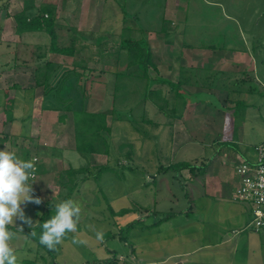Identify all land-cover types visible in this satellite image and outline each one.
Returning a JSON list of instances; mask_svg holds the SVG:
<instances>
[{"label":"rangeland","instance_id":"374dc122","mask_svg":"<svg viewBox=\"0 0 264 264\" xmlns=\"http://www.w3.org/2000/svg\"><path fill=\"white\" fill-rule=\"evenodd\" d=\"M36 1L39 4L56 5L59 14L58 26L61 30L60 44H69V40L76 35L74 42L77 53L71 57L52 53L49 51L51 37L46 33L30 36L26 38L28 45L12 46L13 50H11L8 45L14 40L22 42V38L16 32V26L13 30L11 24L7 23V27L0 29V42L5 40L10 42L8 45L0 43V70L7 72L0 81L2 84H0L2 102L0 114L6 107L3 92L8 87L17 83L23 84V87L30 88L34 85L39 88L36 83V68L34 71L18 66L14 71H10L15 68L12 66L15 63L14 56H18V53L21 61L32 64L38 62L44 65L47 60L57 63L69 60L73 63L76 61L79 65L86 64L88 69L93 70L90 78H96L98 81L96 88L90 90L94 99L98 100L94 104V111H98L104 101L111 102V97L114 95L113 87L117 81L111 72L116 69L115 53L120 50L123 39L140 38L144 34L143 28L146 29L145 34L155 62L163 59L167 63L172 48L165 52L163 49L165 41L175 42L174 40L182 39L189 43L203 44L206 42L205 39H209V34H211L210 41L221 40L217 35L222 30L224 20L222 15H219L222 12L218 11L219 2L229 10L227 12H235V15L241 16L245 13L249 14L256 7L262 9L264 6V0H180L177 3L173 0ZM179 4L181 7L178 6ZM19 7H15V10ZM14 32L18 36H15ZM100 36L103 38L98 43ZM157 45L161 46L158 48ZM124 51L123 61L117 67L120 71L129 68ZM41 53H43L42 57ZM130 69L136 70L137 66ZM162 71H165L163 65ZM21 72L24 75L31 73V77L23 76L20 83L18 77L23 75ZM148 72L152 77L159 75L154 66H150ZM123 82L126 83L124 78ZM128 84L136 91L134 98L124 102L120 99L121 102L114 103L124 116L133 109L130 114L132 118L137 119L139 130H136L135 125L126 119L114 122L109 157L94 156V159L92 157L91 162L87 163L84 158L80 159L70 154L72 151L69 152V149L75 144L72 120L68 118L67 123L57 120L56 117L60 114L58 112L53 115V121L56 119V123L51 122L49 126L46 125L43 118L45 114L40 111L41 102L34 105L33 109V105L22 103L21 94H18L15 100L16 113L19 118L26 115L25 124L29 125V135L18 134L20 128L23 127V131L26 129L23 123L18 122L22 126L16 125L17 121L14 122L15 128H18L17 132L0 133V138L4 140L0 143V150H4L7 146L8 150L15 152L20 159L31 160L34 163V180H30L29 183H33L32 195L39 197L42 203L36 205L28 202L21 205L25 216L30 217L33 223L40 222L41 216L48 209L44 220L50 219L56 213V204L66 200L64 194L60 193V185L56 183L59 171L66 170L70 166L86 168L100 163L110 164V169L94 168V178L79 185L72 198L82 209L78 230L76 233L67 234L63 242L56 246L53 251L55 256L53 264H114L113 262L116 264H183V262L226 264L230 261L232 264H246V261L248 264H264V228L255 231L251 225L253 212L251 218L248 212L243 216L242 222L227 227L225 222H218V218H224V215L233 212L238 205H222L216 200L205 197L202 183L199 182L201 178L188 175L190 167L196 168L193 162L188 160L191 164L188 171L186 170L188 167L168 168L161 171L162 165L169 166L183 162L185 158H192L201 151L210 152L208 145L204 148V145L197 143L202 136L199 133L200 123L194 122V125L188 127L190 137L192 135L194 138H189L191 144L184 145L182 136L172 142L171 127L162 128L160 126L162 122L155 124L159 116L151 105L152 99L143 101L140 98L141 92L138 90L144 89L145 80L141 81L136 77L128 79ZM169 90L170 87L166 85L163 94L170 100L172 94ZM37 93L41 95L42 88ZM156 99L157 97L153 100ZM161 103L166 109L170 108L169 101L166 104ZM146 107L149 110L145 115L153 124L144 123L142 120L141 116ZM169 113H165L168 119H170ZM167 118L165 121L168 120ZM109 122L112 124L111 116ZM185 130H187L186 125L183 127V131ZM57 132L60 135L53 142L52 133ZM128 151L131 155L127 157ZM174 152L177 155L172 160ZM246 206L252 211L251 205L242 204L243 209ZM124 208H128L129 211L118 214ZM233 221L234 219H229L230 223ZM15 225H12L13 228L7 227L16 234L9 244L17 259L44 260L43 257L49 261L52 259V254L47 249L39 247L30 237L31 227L19 219H16ZM235 227L242 230L234 233ZM101 229L104 233L103 242L96 239V231ZM231 233L233 236H230ZM222 238L225 240L223 245L206 246ZM74 239L83 243H73ZM234 251L240 252L235 256Z\"/></svg>","mask_w":264,"mask_h":264},{"label":"crops","instance_id":"0c3cea01","mask_svg":"<svg viewBox=\"0 0 264 264\" xmlns=\"http://www.w3.org/2000/svg\"><path fill=\"white\" fill-rule=\"evenodd\" d=\"M23 1L24 0H11L13 5L17 7H19L20 3L22 4ZM32 1L36 4L35 10L43 4H39L36 0ZM173 1H176L177 3L180 0ZM180 5L181 4L178 6L181 7ZM20 9L21 6L14 10V13ZM10 10L12 11V9ZM227 10L228 9L219 2L218 11H222L219 15H222L224 20L223 27L221 28L222 30L219 31L217 35L221 40L210 41L211 34H209V39H205L206 42L203 44L189 43L182 39L174 40L175 42L165 41V43H163V49H165V52L170 51L168 49L172 48V54L167 58V63L169 62V64L163 59L162 61L158 60L156 62L154 60L156 63L155 70L159 75L150 77L155 81L152 84V86L154 85V88L151 87V89L156 93H159L160 91L163 96H166L163 94V88L166 87L167 84H163L158 79L171 80L173 83H179V81H182L181 89L182 93L188 97L186 100L176 96V89L170 88L169 90L170 94H172L170 97L171 99L169 100L170 112L177 110L176 113H179L175 116H170V119H168L165 116L168 108L161 109L153 103L151 105L154 106L156 109L155 112L157 116H159V119H156V123L162 122V125H160L162 128L170 126L172 136L171 141L175 142V138L178 139L179 136H182V143H185L184 145L186 146L191 144L189 138L194 139L192 135L190 137L188 127L192 126V124L194 125V122L200 123L199 133L202 136L197 143H200L202 146L204 145V148L208 145L210 152L207 153L201 151L200 154L193 156L192 158H185L186 160L183 162L190 164L189 161H191L195 164L196 168L193 169L190 167L191 170H189L188 175H190V177L195 175L197 178H201L199 182L202 183L205 197L213 201L216 200L220 204L222 203V205H238L233 212H230L231 215L230 213L224 215L227 217L226 219L225 217L218 218V222H225L228 227L242 222L243 216L248 214V212L250 213L251 218V209L247 206V209H243L242 204L244 203H241L234 197L236 188L239 184L236 167L242 160H248L250 162L256 161V147L264 142V6L262 9L261 7H256L251 10L249 14L245 13L243 16L238 14L235 15V12H232L233 14L229 13ZM165 14L167 15L168 12L166 11ZM187 18L188 15L186 16V19ZM7 23L11 24V29L15 30L16 22L14 17H7L6 10L1 9L0 29H2V27H7ZM144 30L147 33V30ZM40 33L46 32L35 31L19 34L23 43L18 42V40H14L12 43L5 42V40L0 43H4L5 45L10 43L8 47H11V50H13V47H18L21 44L25 47V45H28V40H26V38ZM14 35L18 36L16 32H14ZM178 35L180 34L178 33ZM145 36L147 37V34H145ZM152 36L154 35H151V37ZM160 46L161 45H157L158 48ZM17 51L18 50H16V53H18ZM18 56H14L15 63L12 67L15 68H12L10 71H14L18 66L35 71V64L38 62L33 64L30 62H23L21 61L20 53H18ZM116 58L114 59L116 69L111 73L114 75L116 81L118 79L116 77L117 73H123L124 79L126 80V86L131 89L132 87L128 84V79L136 78L132 74V70L134 69H130L131 67H129L128 69H123V71L118 70V60ZM63 62L76 64V61L74 63L69 60ZM82 62H84V60ZM162 65L165 67L164 72L162 71ZM17 72L20 74L19 70ZM5 73L7 72H1L0 70V81L3 80ZM21 74L23 73L21 72ZM25 75L28 76L27 78L31 77V73H25ZM25 75H19L18 78L20 83ZM22 85L23 84L19 85L15 83L7 89H10L11 95H13V93H15L16 96L21 94V96H23L22 103L33 105V109L39 104V102H41L40 111L45 114L43 115V118L46 125L49 126V123L51 124V122H55L59 119L58 115L56 117L57 120L54 119L53 121V115L59 111L42 109L44 98L43 86H39L38 88L33 85V87L29 88L23 87ZM11 88H15V91ZM41 88L42 94L39 95L37 92ZM145 89L146 85L142 90ZM6 90L3 92L5 102ZM197 98L200 100H197ZM96 101L98 100L94 99V96L90 97L88 102L90 111H94V104ZM1 104L2 102L0 98V105ZM101 108L102 106L100 109ZM16 110L17 104H15L13 112L15 120L4 125L0 130V133L11 134L17 132L16 129L18 128H15L14 124V122L17 121L16 125L22 126L20 124L23 123L24 128L26 129L23 131V127L20 128L18 134L28 136L29 125L25 124L27 122L25 120L26 115L19 118ZM148 110L149 108L146 107L144 112H148ZM166 118L168 120L165 121ZM18 122L20 124H18ZM184 125L187 127V130L185 131H183ZM71 126L74 131L73 123ZM59 135V132L52 133V141L54 142ZM3 141L4 140L0 138V143H3ZM59 148L61 149L62 147ZM201 148L202 147H200V149ZM71 151L72 153L70 154H74L80 159L84 158L87 163L91 162L92 157L94 159V156L99 157L100 155H103L92 154L89 158H86L76 150L75 144L72 149H69V152ZM176 155L177 153L174 152V158L171 159L174 160ZM92 167H94V165H92ZM188 169L189 166L186 170L188 171ZM43 171L45 170L43 169ZM230 218L234 219L232 223L229 222ZM239 230L242 229L236 227L233 228L234 233H237ZM230 236H233V233H231ZM224 243L225 240L222 238V240H217L214 244H208L206 246H221ZM234 252L236 256L240 251ZM248 252L250 253L252 251ZM245 263L248 264L247 261ZM183 264H185V262H183ZM226 264H232V261Z\"/></svg>","mask_w":264,"mask_h":264},{"label":"trees","instance_id":"16d2710c","mask_svg":"<svg viewBox=\"0 0 264 264\" xmlns=\"http://www.w3.org/2000/svg\"><path fill=\"white\" fill-rule=\"evenodd\" d=\"M0 6L6 10L7 17H14L16 22V32L18 34H23L25 32H46L51 37V43L49 46V51L56 53L57 55L74 56L76 52V46L74 39L72 37L68 44H60V33L61 30L58 26L57 19V9L55 4L43 3L37 10L36 4L32 0H24L21 9L14 13L15 5L10 0H0ZM12 9V11L10 10ZM35 10V11H34ZM70 28V27H68ZM144 30V29H143ZM60 31V32H59ZM167 31V30H165ZM78 33V32H77ZM143 36L140 38L129 37L122 40L120 44V50L115 53V58L118 60V65L123 61V50L127 55V67L137 66L138 69L132 72L134 77L137 79L145 80L146 89L138 90L141 92V97L143 101L152 99L153 103L159 106L161 109H166L165 104L169 101L166 96L162 93L155 92L151 89L152 84L155 82L149 75V67L156 66L154 62L153 52L145 36L146 31H143ZM103 37H98V43ZM99 53V51H96ZM41 53V57H42ZM93 70L87 68V65H79L70 63H57L52 60H47L44 65L36 64L37 78L36 83L38 86L44 87V98L42 103V108L45 110H56L59 111V120L61 122H66L70 118L74 126L75 135V146L76 150L81 153L84 157L89 158L92 154H103L109 157L111 155V134L113 132V123L121 120H128L133 125H135L136 130H139L137 126V119L132 118L131 110L127 112L128 115L124 116L118 111L117 105L114 102L130 101L134 98L136 91L134 88L129 89L123 82L124 74L119 72L116 77L117 83L113 88L114 95L111 97V102H107L98 111H90L88 109V102L92 96L90 90H94L98 84L96 78L91 79L90 73ZM89 72V73H88ZM95 72V70H94ZM140 74H136V73ZM163 84H167L170 88L176 89V96L186 100L188 97L182 93L181 85L182 81L179 83H173L171 80L158 79ZM14 89L15 88H11ZM138 89V87H136ZM101 96V95H97ZM16 94H10V89L6 90V107L5 110L0 114V130L8 122H13L14 108ZM155 97H157L156 100ZM197 100H200L197 98ZM120 101V102H121ZM166 112H170L168 109ZM177 110L169 113L170 116H175ZM112 118V124L109 122V118ZM142 120L144 123H152L151 119L142 113ZM155 124L156 123L155 121ZM131 153L128 151L126 156H130ZM36 164V163H35ZM190 167V164L184 162H177L170 164L169 166H161L162 170H168V168H186ZM94 168L97 170L110 169L109 163H104L100 165H94V167H82L73 168L69 167L66 170L59 171L56 176V183L60 185V193L64 198L72 199L79 187L83 182L88 181L92 177L94 178ZM81 173L83 175L81 176ZM52 208V207H51ZM49 209L46 210L40 219V224L45 220L44 216L48 213ZM128 208H124L118 212V214H124L128 212ZM164 220V219H163ZM8 227L13 228L12 225ZM38 231H37V229ZM36 228L29 229V235L37 242L38 246L45 248L52 254V259L49 261L47 258L43 257L44 260L39 258H25L22 260L17 259V264H53L54 263V250H49L46 246L40 244L39 237L42 234V229L37 225ZM31 232H35L36 235H31ZM116 264V262H113Z\"/></svg>","mask_w":264,"mask_h":264},{"label":"clouds","instance_id":"9594fccd","mask_svg":"<svg viewBox=\"0 0 264 264\" xmlns=\"http://www.w3.org/2000/svg\"><path fill=\"white\" fill-rule=\"evenodd\" d=\"M30 180H34V163L20 159L15 152L9 151L7 146L0 150V264H17V256L9 244L16 234L7 227L15 225L16 219L31 228L39 225L42 229L39 242L49 250H54L60 245L67 234L76 233L78 230L82 209L73 199L57 203L55 215L42 224L39 221L33 223L30 217L25 216L22 204L42 203L39 197L32 195L33 183H29ZM19 229L23 231L22 228ZM31 235L35 236L36 233L31 232ZM103 238V230H97V241L103 242ZM73 243L83 241L74 239Z\"/></svg>","mask_w":264,"mask_h":264},{"label":"built area","instance_id":"2783aa9c","mask_svg":"<svg viewBox=\"0 0 264 264\" xmlns=\"http://www.w3.org/2000/svg\"><path fill=\"white\" fill-rule=\"evenodd\" d=\"M236 174L239 184L234 197L251 205V225L260 231L264 228V142L256 147V161L242 160L236 167Z\"/></svg>","mask_w":264,"mask_h":264}]
</instances>
